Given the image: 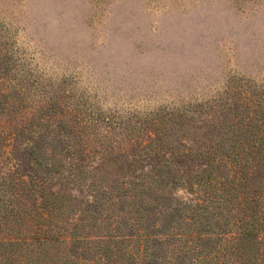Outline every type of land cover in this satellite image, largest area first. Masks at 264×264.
<instances>
[{"label":"trees","instance_id":"obj_1","mask_svg":"<svg viewBox=\"0 0 264 264\" xmlns=\"http://www.w3.org/2000/svg\"><path fill=\"white\" fill-rule=\"evenodd\" d=\"M8 37L0 264H264V84L123 117L42 81Z\"/></svg>","mask_w":264,"mask_h":264},{"label":"rangeland","instance_id":"obj_2","mask_svg":"<svg viewBox=\"0 0 264 264\" xmlns=\"http://www.w3.org/2000/svg\"><path fill=\"white\" fill-rule=\"evenodd\" d=\"M6 34L42 81L123 117L264 84V0H0Z\"/></svg>","mask_w":264,"mask_h":264}]
</instances>
